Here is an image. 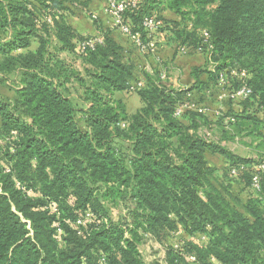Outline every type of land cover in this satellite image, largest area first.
Segmentation results:
<instances>
[{"label": "trees", "instance_id": "obj_1", "mask_svg": "<svg viewBox=\"0 0 264 264\" xmlns=\"http://www.w3.org/2000/svg\"><path fill=\"white\" fill-rule=\"evenodd\" d=\"M71 1L0 0V74L14 77L13 98L0 94V264H145L140 231L160 235L179 225L207 242L170 248L168 264H189L190 256L202 264H264V174L256 191L253 162L198 134L207 113L192 99L238 89L231 70H245L252 94L224 98L222 126L264 141V0H140L125 13L133 34L154 41L171 31L178 52L191 48L215 69L203 79L193 67V83L179 89L158 67L136 92L129 88L137 63L110 30L80 52L92 36L66 21ZM162 6L182 22L161 16ZM146 17L163 25L149 35ZM75 52L84 72L60 57ZM69 84L79 87L76 95ZM119 92L136 93L141 107L129 113ZM216 153L234 162L224 178L209 161ZM235 183L250 190L246 198L232 191ZM70 198L71 209L64 207ZM123 204L128 216L112 221L111 207ZM88 211L99 223L79 225Z\"/></svg>", "mask_w": 264, "mask_h": 264}, {"label": "rangeland", "instance_id": "obj_2", "mask_svg": "<svg viewBox=\"0 0 264 264\" xmlns=\"http://www.w3.org/2000/svg\"><path fill=\"white\" fill-rule=\"evenodd\" d=\"M104 1L105 0H88L85 1L84 4H82L77 0H73L70 3L66 4L67 9L63 10L64 17L66 18V21L70 23L74 22V19H80L83 17L84 19L88 20L86 24H90L91 27H95L96 30H110V34L112 36H114L119 42L124 43L128 50L129 56L130 53H137L139 51L136 54L137 57L135 56L136 59L140 60V62H138L137 60L138 64L137 70L135 72L136 83L144 81L146 82L145 74L149 73L153 75L152 71L155 68L157 69L158 67H160V71L161 73H163L162 76L164 75V78L162 77L164 81L170 82L168 80L172 78L174 80H177L182 85L187 84L188 86H191V84L193 83V78L190 73L191 70H193L192 67L194 65L197 66H195L196 68L200 69L197 71V73L203 79L209 77V70L212 71L215 69V65L213 62L206 63L207 61L205 55L203 54V60L201 61V63H196L193 61L187 63H180L175 58L171 59L159 53L155 41H153L155 47L153 52L152 49L149 47V43L151 42L150 40H143V44L148 45L146 51H142L136 45V43L130 44L125 39L124 35L113 26V21L111 17L103 9L104 13L110 18V25L109 23L104 24L102 16L99 15V11L97 9L98 5L101 2L104 3ZM98 35H103V32L100 34H89L87 36H92L91 38H102V36ZM34 43V47H36V44L38 43ZM148 51L149 53H146ZM60 57L64 59L74 69L84 72L83 58L80 55L76 54V52L73 54L61 53ZM160 63H162L163 66ZM12 80H14V77L12 75H6L2 79V76L0 74V94L8 96L9 98H13L14 92L10 89L12 86H14V82ZM178 82L177 84H179ZM169 84L170 83H168V85ZM69 86L71 92L76 95L77 89H79V87L77 85L72 86L71 84H69ZM174 87L178 88V86ZM195 94V98L192 97V99L198 102L201 107L205 109L204 111L206 112L203 113H207L205 114L207 119L201 118L198 121V134L210 142L212 141L213 143L218 144L219 146L226 147L236 158H241L245 161L253 162L251 165L254 164V166H256L258 164L264 163V141L262 140V137L260 135L249 134L245 130L241 131L234 127L232 131L231 128L228 129L222 126L223 121L221 122V120H223L225 114L228 113V101H225L223 98H220L221 94H218L214 89L200 96L198 95V92H195ZM135 95L137 94L134 93L131 95H121V98L126 102L127 110L129 113L135 112L137 110L138 105H140V101ZM135 97L136 99H134ZM76 102H78V106H84L82 102ZM1 147L4 146H0V148ZM209 161L212 165L217 168L219 174L218 176H220V178H224L227 175L228 167L232 163H234L231 159H226L219 153L209 154ZM262 173L264 174V171ZM232 191L237 194H240L242 199L246 198L250 192L249 189L248 191L242 190V188L239 187L237 183H235V187L234 189H232ZM64 207H68L70 209L73 208V198L67 200L64 203ZM122 216H128V210L124 204L111 207L112 221L118 222ZM88 222H90L91 225H94L95 222L99 223L96 219L89 220ZM129 222L131 223V220H129ZM140 235L141 238L138 243V250L145 264H168L167 252L170 248L181 249L184 252L190 249V245L193 246L194 244H198L202 246L205 242H207V238L205 236H189L188 234H186V232H184L180 225L176 229L169 230L166 233H161L160 235L151 232H145L143 230L140 231ZM61 246H64V244H62Z\"/></svg>", "mask_w": 264, "mask_h": 264}, {"label": "built area", "instance_id": "obj_3", "mask_svg": "<svg viewBox=\"0 0 264 264\" xmlns=\"http://www.w3.org/2000/svg\"><path fill=\"white\" fill-rule=\"evenodd\" d=\"M140 2V0H105L104 4V10L105 12L111 17L113 21V26L119 30L121 33L127 35L136 43V45L142 50L146 51L148 48V45L143 44V40L139 34H133L131 32V29L129 25L125 22V13L128 9L134 8L137 6V4ZM96 17V16H94ZM144 27L146 30L150 33L149 35L155 33L159 28L163 25V22L161 20H158L155 17H146L143 22ZM103 43V38H89L84 40L80 45V52H85L87 49H94L96 44ZM149 47L152 49V52L154 51V44L153 41L149 43ZM182 53H186V50H182ZM232 74L236 77H238L241 80V85L238 89L234 91H225L223 90L221 92L220 98H232V99H248L252 94V89L248 85V73L245 70H238V69H232ZM164 78V75L162 76ZM219 84L220 86H224L226 84V74L224 72L220 73L219 76ZM143 86V82L139 83H133L131 84L129 91L136 92ZM185 106H182L178 109L177 115H179L182 111V108ZM192 107H195L193 105ZM205 109L199 108L200 112H203ZM245 169V165H240L231 168L230 172L232 175L236 176L238 175L242 170ZM254 175L252 177V187L257 191L260 190V175L264 171V163L258 164L254 166ZM94 219V215L88 211L85 213V216L80 217L78 219L79 225H86V223L89 220ZM189 264H202L198 261L196 256H190L189 258Z\"/></svg>", "mask_w": 264, "mask_h": 264}, {"label": "crops", "instance_id": "obj_4", "mask_svg": "<svg viewBox=\"0 0 264 264\" xmlns=\"http://www.w3.org/2000/svg\"><path fill=\"white\" fill-rule=\"evenodd\" d=\"M104 4H105V1H104V3L101 2L98 5L97 9L99 11V15L102 16L104 24H106V23L110 22L109 21L110 18L103 11ZM158 13L161 16H163L164 18H166L167 20H171V21H175V22H179V23L182 22V19H181V17L179 15L175 14L173 11H171V10H169L167 8H164V6H162L160 8V11ZM76 18H78V17H76ZM73 21L74 22H72V25L75 28H77V30L80 33H82L83 35H86V34L87 35H89V34H97V33L100 34V31L96 30L95 27H91L90 24H86L88 20L84 19L83 17L80 18V19H74ZM109 25H110V23H109ZM192 25L193 24L191 22H186V29L187 30H191L192 29ZM173 37H174V33L173 32L166 31V32L160 34L159 36H157L156 39H154V41L157 44L156 47H157V50H158L159 53H161L163 56H165V57L167 56L168 58H171V59L175 58L180 63H187V62H191V61L196 62V63H201V61L203 60V55L201 53L195 51V50H192L191 48L188 49V52H186V53L178 52L177 51L178 50L177 49L178 48V44H177L178 41L176 42L175 40H173ZM122 44H124V43H122ZM137 53H134V52L130 53V59L133 62H136V63H137V60H138V59H136V57H137L136 54ZM138 62H140V60H138ZM195 66L196 65H194L193 67H195ZM169 81H170L169 83L171 85L178 86L179 89H186L188 87L187 84L186 85H182L177 80H174L172 78H170ZM177 82L179 84H177ZM119 93L115 94L116 98H121V95L124 94V93H121V92H119ZM135 96L140 101V105H138V107H137V109H139L141 107V105H142V102H141V99H140V97L138 95H135ZM136 97L134 99H136Z\"/></svg>", "mask_w": 264, "mask_h": 264}]
</instances>
